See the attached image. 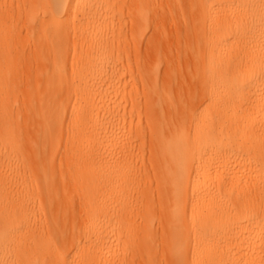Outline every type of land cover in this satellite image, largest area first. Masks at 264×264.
<instances>
[{
	"label": "bare ground",
	"instance_id": "obj_1",
	"mask_svg": "<svg viewBox=\"0 0 264 264\" xmlns=\"http://www.w3.org/2000/svg\"><path fill=\"white\" fill-rule=\"evenodd\" d=\"M44 1L37 20L25 0L16 16L0 9V264H156L157 215L137 180L149 165L134 158L143 108L165 264H264V0H169L193 40L189 98L174 92L185 69L127 62L160 49L145 35L151 0ZM74 200L79 221L61 214ZM39 201L41 215L56 208L48 231Z\"/></svg>",
	"mask_w": 264,
	"mask_h": 264
},
{
	"label": "rangeland",
	"instance_id": "obj_2",
	"mask_svg": "<svg viewBox=\"0 0 264 264\" xmlns=\"http://www.w3.org/2000/svg\"><path fill=\"white\" fill-rule=\"evenodd\" d=\"M22 1L23 0H0L1 12L7 13L8 15H11V16L12 15L16 16V14L18 13L17 12L18 6L21 5ZM25 1L31 2V18L34 17L35 20H37V18H40L42 16V12L45 8H47L48 10L50 9L48 4L45 3L44 0H41L42 3H39V4H36L38 2L36 0H25ZM125 1L126 0H123L122 2H125ZM151 3H152V5L149 9L150 26L146 28V34L145 35L147 37V41L152 40L154 42L153 43L151 41L153 44H155L159 41L160 43H157V44H158L160 49H158L157 46H156V49L158 51L156 49L151 50V49L144 48L142 53L139 56L131 55L129 57L130 59L127 60V62L129 63L130 66L135 67V68L138 67L139 65L140 66L143 65V67L147 66L148 68H150L154 64H156V65H160L161 69H165L167 66L171 65L172 67L175 68L177 73H179V72L184 73L185 71L183 69H185L186 73H184V74L188 73L187 77H185L186 79L184 78V81L181 82L182 87L181 86H179V88L177 87V90L175 88L174 92L177 95H180L181 97L185 96V98H186V96H187L189 98L196 91V86H195L194 82H192L190 76L188 78V75H189V73H191V71L193 69V64H194L193 55L189 52L191 45H187V43L189 41L190 42L188 44L192 43L191 42L192 38L190 37V34L187 32V30L184 29V27L186 25L185 20L184 19L183 20L179 19L177 21L175 20V19H178L179 17L182 18V15H184V14H179V16L176 17V15L178 13H175L176 12L175 11L174 13L176 15L174 13L172 15H170V13H171L170 1L167 2V0H151ZM124 8L126 9V6H124ZM33 9H35L34 12H33ZM126 10H128V9H126ZM168 15H170L171 17H169ZM173 15H175V16H173ZM190 18L188 17V19H190ZM188 21H190V20H188ZM10 26H11L10 22L5 23V26H3V29H1V31L2 32L5 31ZM129 31H130V26L124 25L121 29L122 34L119 36L120 38L118 37L119 43H117L115 45L116 50L120 51V54L124 60L127 59L126 53L129 51V47L131 45L130 44L131 43V39H130L131 36H130ZM22 38L23 39L26 38V32L25 31H23ZM187 39H188V42H187ZM36 40H37V32L34 30H31V46L34 44V42H36ZM160 40H162V41H160ZM162 44H163V46H162ZM183 47H184L185 51L183 50ZM186 49L188 52H186ZM150 50L152 52H150ZM181 51H182V53H181ZM70 59H71V57H70ZM70 62L71 61H67L68 69L70 67ZM173 65H175V66H173ZM35 66H36L35 61H33V59H31V71H35L34 70ZM180 66L182 69H179ZM130 83L135 84V85H132L133 87L130 86L131 90L134 87H137L136 90L138 89L139 91H141L140 90L141 89L140 83H138L136 81L130 82ZM139 91H138V93H139ZM179 91H180V93H179ZM140 101L142 102L141 105L144 106L145 100L143 98H140ZM146 114L147 113H146L145 109L143 108L142 113H137L134 115L135 118H139L138 122H140V124L142 126V130L140 132V137H141V139L145 140V142H144L145 144H143V148L140 149L141 150L140 152L138 151V155L134 156V158H135V160L143 161L144 163H146V165H149L148 166L149 169L140 173L141 177H139L137 180H138V182L141 183L142 187L144 188V191L145 190H147V191L151 190L152 195L150 198H148L146 203H148L149 205L152 206V208L154 209V211L157 215L155 218H153V225H152V234H153L152 237H153V240L155 243V246L152 249L153 250L152 254L154 257V263L165 264L167 262V258H168L167 255L169 253H166V251H164L163 244L161 243L162 238H163V232H162L161 227H160L161 226V218L159 217L160 200H159V196H158V192H157V176L154 173L152 167H150V162L152 159V152H151V145H150L151 133L146 128V125L149 122V120L147 119V117H148L147 115H149V114H147V115ZM244 157H246V156H244ZM62 165H63L62 170H65L67 167L66 161H64ZM60 169L61 168H60V159H59L57 161V171L55 174V181H57V184H58L57 188L59 190H61L62 187L60 186L58 181L60 180V177L63 174V173H61ZM28 181L31 182L34 190H40L41 189L42 183H40L39 181H37L33 177L31 178V180L28 178ZM74 195H75V193H72V196H74ZM141 203H142V200H140V196L139 197L135 196L133 201H132V204L137 205L136 209L139 210V212L141 211V208H142ZM41 204H42V201H39L36 203V211H34L33 221H35L36 224H38L40 221H44V218L46 215V218L48 219L47 220L48 225L44 228V230L48 231V226H50L49 221H51V219L54 218V216L56 215V208L49 206V205L45 206V214L41 215L39 212ZM77 209H78V204H77L76 200H74V202L71 205L64 206L62 208L61 214H62V216H64L65 213L71 214L74 212L77 220L79 221L80 214L77 211ZM138 214H140V213H138ZM59 217L62 219L61 215ZM136 222H140V220H137ZM78 226H82V223L78 222ZM64 229H65V235H63L62 237H65L66 234H68V232H70V227L68 226V224L65 225ZM192 237H194V236H192ZM168 256H170V255H168ZM123 258H124V256L121 255V256H119L118 260H122ZM138 261L142 263L140 257H139Z\"/></svg>",
	"mask_w": 264,
	"mask_h": 264
}]
</instances>
